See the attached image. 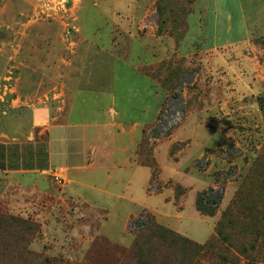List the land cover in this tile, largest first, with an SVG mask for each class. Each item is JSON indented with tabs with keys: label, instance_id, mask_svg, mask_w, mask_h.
Instances as JSON below:
<instances>
[{
	"label": "rangeland",
	"instance_id": "rangeland-1",
	"mask_svg": "<svg viewBox=\"0 0 264 264\" xmlns=\"http://www.w3.org/2000/svg\"><path fill=\"white\" fill-rule=\"evenodd\" d=\"M137 78L146 191L0 173V264H264V0H0V137L45 138L35 115L68 122L115 83L132 99Z\"/></svg>",
	"mask_w": 264,
	"mask_h": 264
},
{
	"label": "crops",
	"instance_id": "crops-1",
	"mask_svg": "<svg viewBox=\"0 0 264 264\" xmlns=\"http://www.w3.org/2000/svg\"><path fill=\"white\" fill-rule=\"evenodd\" d=\"M146 82L145 78L135 79L134 86L127 89L133 97L129 100L122 98L116 83L101 90L107 95L99 97L105 101L96 109L88 110L82 105L84 98L77 96L65 123L53 124L49 116L35 115L34 123L42 128L39 134L45 138L34 134L12 141L0 137V173L41 172L66 178L75 171L90 192L115 194L120 190L134 200L132 191H146L152 176L150 167L138 165L133 159L143 129L155 112L144 110L147 105L141 101L145 93H151ZM125 103L136 109L125 110Z\"/></svg>",
	"mask_w": 264,
	"mask_h": 264
},
{
	"label": "built area",
	"instance_id": "built-area-1",
	"mask_svg": "<svg viewBox=\"0 0 264 264\" xmlns=\"http://www.w3.org/2000/svg\"><path fill=\"white\" fill-rule=\"evenodd\" d=\"M184 116V106L181 101H172L168 107L159 113L157 120V130L160 133L170 132L176 125H178Z\"/></svg>",
	"mask_w": 264,
	"mask_h": 264
},
{
	"label": "trees",
	"instance_id": "trees-1",
	"mask_svg": "<svg viewBox=\"0 0 264 264\" xmlns=\"http://www.w3.org/2000/svg\"><path fill=\"white\" fill-rule=\"evenodd\" d=\"M216 235L218 236V238H220L221 240H226V236L224 235L223 231L220 229V227L217 228L216 230ZM212 246V242H207L204 247H197V246H193L192 252L194 253H200L203 250H207L208 248H210Z\"/></svg>",
	"mask_w": 264,
	"mask_h": 264
}]
</instances>
